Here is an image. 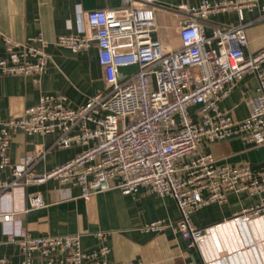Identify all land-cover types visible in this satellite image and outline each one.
Wrapping results in <instances>:
<instances>
[{
	"label": "built area",
	"instance_id": "1",
	"mask_svg": "<svg viewBox=\"0 0 264 264\" xmlns=\"http://www.w3.org/2000/svg\"><path fill=\"white\" fill-rule=\"evenodd\" d=\"M256 1L201 0L177 5L183 16L176 29L179 46L174 50L151 38L156 28L153 0H120L117 8L84 11L76 21L80 35L56 36L53 43L70 52L87 49L93 40L107 86L74 109L64 94L40 93L21 117L0 119V174L6 172L0 179V218L10 223L6 239L21 255L17 262L0 256V264H142L108 260L110 248L103 243L102 231L94 232L98 243L92 250L80 246L79 233L29 235L21 217L28 208L44 203L30 193L24 207L16 211L9 203L11 191L47 178L78 185L85 199L109 189L114 179L123 195L138 186L159 197L169 195L179 219L145 222L139 231L171 228L196 247L206 229L192 227L189 215L206 204L225 202L227 191L258 197V203L231 220L264 216V163H217L199 148L201 139L211 143L238 136L255 145L264 142V49L243 54L247 23L214 27L208 36L202 24L208 16L227 10H235L241 19L242 8L250 9ZM261 7L264 11V3ZM1 40L5 54L0 57V76H27L37 86L50 61L42 36L21 43L5 36ZM125 66L135 70L122 76L120 69ZM246 72L255 76V94L247 100V115L237 120L217 105ZM17 132L52 136L50 149L77 145L81 150L50 170L30 176L27 170L32 162L41 160L49 149L34 145L18 164L11 163L7 146Z\"/></svg>",
	"mask_w": 264,
	"mask_h": 264
},
{
	"label": "crops",
	"instance_id": "2",
	"mask_svg": "<svg viewBox=\"0 0 264 264\" xmlns=\"http://www.w3.org/2000/svg\"><path fill=\"white\" fill-rule=\"evenodd\" d=\"M201 0H153L155 30L151 38L161 41L165 49L179 46L176 29L183 14L179 4L195 5ZM221 1V0H209ZM120 0H0V57H4L2 38L26 42L40 34L49 55L46 70L39 75L37 86L31 78L19 75L0 76V119L21 117L23 109L37 102L40 93H61L67 97L70 108L83 104L96 92L106 89L101 66L96 59V44L90 41L87 49L70 52L53 43L58 35H80L77 24L80 13L88 10L117 8ZM264 0H257L250 8H242V18L235 10L222 11L202 21L204 33L214 27L247 23L244 28L245 56L264 49ZM134 66H125L120 74H129ZM256 79L252 73L242 74L228 95L218 102L220 111H227L240 120L248 113L247 100L255 93ZM52 136L17 132L10 137L7 156L11 163L29 154L34 145L49 149L41 160L32 162L27 174L38 176L63 163L81 150L80 146L50 149ZM201 151L212 154L217 163L251 165L264 163V142L260 145L234 136L208 143L200 140ZM6 172L0 174L5 178ZM180 174V172H179ZM111 181L109 189L93 192L87 199L80 195V187L69 186L57 179L47 178L42 183H27L11 191L9 203L18 211L25 205L27 194H36L43 207L28 208L21 217L22 227L31 236L80 234L84 250L97 247L94 232L105 234L103 243L110 248V261H140L142 264H264V216L233 221L231 217L258 203V197L227 191L225 202L201 206L189 215L192 227L206 229L205 238L197 247L183 239L171 228L159 232L139 231L145 222L163 220L175 222L179 212L169 195L157 196L138 186L136 191L123 195ZM8 204V202H7ZM6 204V206H8ZM10 223L0 218V256L17 262L18 248L6 239Z\"/></svg>",
	"mask_w": 264,
	"mask_h": 264
}]
</instances>
